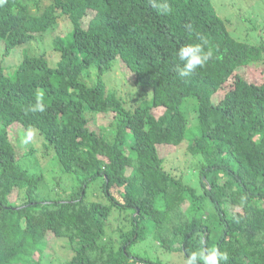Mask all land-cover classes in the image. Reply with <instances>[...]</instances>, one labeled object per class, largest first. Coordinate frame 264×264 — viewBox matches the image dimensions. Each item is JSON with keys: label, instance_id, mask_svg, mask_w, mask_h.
Wrapping results in <instances>:
<instances>
[{"label": "trees", "instance_id": "16d2710c", "mask_svg": "<svg viewBox=\"0 0 264 264\" xmlns=\"http://www.w3.org/2000/svg\"><path fill=\"white\" fill-rule=\"evenodd\" d=\"M41 2L0 5L5 55L57 28L60 19L68 25L52 40L55 67L42 54L23 55L13 74L0 62V264H49L48 236L53 250L56 241L66 242L63 256H70L62 264H130L131 258L158 264L128 251L139 239V217L152 222L166 251L185 261L216 247L229 253L221 264H264V42L233 37L212 0H158L168 14L152 0ZM195 43L213 55L180 78L176 52ZM116 59L134 75L128 106L104 82ZM91 66L97 74L88 85L80 78L88 79ZM185 97L196 100L198 135L186 151L203 161L201 193L171 174L158 151L186 138ZM38 100L44 112L30 110ZM106 114L107 124L91 127ZM16 125L26 142L21 150L11 136ZM30 128L43 135L42 146H27ZM42 147L53 149L61 171L74 176L75 192L37 198L43 176L28 173L18 156ZM97 178L108 203L85 198ZM116 206L132 209V228L118 244L100 243Z\"/></svg>", "mask_w": 264, "mask_h": 264}, {"label": "rangeland", "instance_id": "374dc122", "mask_svg": "<svg viewBox=\"0 0 264 264\" xmlns=\"http://www.w3.org/2000/svg\"><path fill=\"white\" fill-rule=\"evenodd\" d=\"M214 7L218 15L225 20L228 31L231 35L239 40L256 44L264 42V0H212ZM47 3V0H42L41 5ZM246 9V11H245ZM245 12V13H244ZM68 27L65 20H61L58 27L53 30H48L43 34H37L31 41L18 45L11 49L9 55L0 53V62L8 74H13L16 67L20 63L25 54H42L48 61L51 67H55L59 54L53 49V37L55 34L60 35ZM1 45V40H0ZM91 66L89 77L81 76V81H86V84H92L88 80L95 78L96 69ZM264 70V66H261ZM105 72V71H104ZM103 72L104 82L107 85L109 92L116 94L118 98L123 102V105L128 106L130 95L128 92L134 90V86L131 85V81L134 79V75L127 69L119 59L111 62V68L105 73ZM85 73V72H84ZM83 73V74H84ZM257 74L256 70H251L250 76L254 79V75ZM189 102H192L190 104ZM194 104V107H193ZM197 107L196 100L193 97H185L181 103V110L186 116L187 120V136L177 146L175 145H161L158 146V151L161 157L166 158L167 168L171 174L182 179L184 183L189 184L197 190L198 193L202 192L200 179L203 180V175L200 177L201 164L200 157L194 154H190L186 151V146L190 139H193L198 135V120H197ZM161 113L160 109H154L153 114L158 116ZM110 120V115H99L95 123H91V127L98 128L99 125L107 124ZM17 126V131L12 132L13 144L15 148L22 149V139L25 142L24 134H22L21 126ZM34 136L31 135L26 138L27 146L33 145L34 147L42 146V141H45L43 135H41L35 128L29 129ZM27 132L25 134L30 133ZM30 137V138H29ZM26 144V142H25ZM26 146V147H27ZM28 149L25 148V150ZM17 153H21L17 151ZM19 157V164L30 174H42L43 180L39 186L37 192L38 199H52L54 197H66L67 195L76 191L78 182L73 175L64 173L61 171V167L57 161L56 155L53 149H46L44 147L35 150V152L22 154ZM199 161V162H198ZM57 184V185H56ZM115 193V189H110ZM119 197V196H118ZM16 194L10 196L11 201H15ZM85 198L88 201H99L102 203H108L109 199L105 194V191L101 188V179L97 178L87 187ZM132 209L127 207L113 208L105 221L104 227V239L100 240V243L118 244L121 240V234L132 228ZM138 236L139 239L133 242L128 251L130 254L149 259L158 264H185V260L182 255L176 252L166 251L162 245H160L154 239V233L152 232V222L146 220L143 217L138 218ZM52 236H48V245L45 249V254L50 257L49 264H62L70 256V252H67L65 258L66 242L60 244L55 242L54 247H51ZM60 245V247H58ZM64 257V258H62ZM62 258V259H61Z\"/></svg>", "mask_w": 264, "mask_h": 264}, {"label": "clouds", "instance_id": "9594fccd", "mask_svg": "<svg viewBox=\"0 0 264 264\" xmlns=\"http://www.w3.org/2000/svg\"><path fill=\"white\" fill-rule=\"evenodd\" d=\"M6 0H0V5H3ZM152 6L162 14L170 12L169 6L161 4L158 0H152ZM213 53L211 49L205 51L200 43L186 44L181 46L176 52V58L179 63L176 64L175 71L180 78L191 77L199 68L204 67ZM33 112H44L45 106L39 100L30 108ZM30 138V137H29ZM229 260V253L221 251L216 247H212L207 251H194L185 261V264H221ZM130 264H144L139 259L131 258L128 261Z\"/></svg>", "mask_w": 264, "mask_h": 264}, {"label": "water", "instance_id": "95a60500", "mask_svg": "<svg viewBox=\"0 0 264 264\" xmlns=\"http://www.w3.org/2000/svg\"><path fill=\"white\" fill-rule=\"evenodd\" d=\"M205 180V178H203Z\"/></svg>", "mask_w": 264, "mask_h": 264}]
</instances>
